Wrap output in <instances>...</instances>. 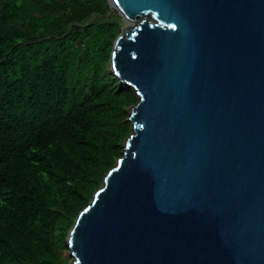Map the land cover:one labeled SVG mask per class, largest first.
Returning <instances> with one entry per match:
<instances>
[{
	"label": "water",
	"instance_id": "95a60500",
	"mask_svg": "<svg viewBox=\"0 0 264 264\" xmlns=\"http://www.w3.org/2000/svg\"><path fill=\"white\" fill-rule=\"evenodd\" d=\"M108 3L138 101L70 264H264V0Z\"/></svg>",
	"mask_w": 264,
	"mask_h": 264
},
{
	"label": "trees",
	"instance_id": "16d2710c",
	"mask_svg": "<svg viewBox=\"0 0 264 264\" xmlns=\"http://www.w3.org/2000/svg\"><path fill=\"white\" fill-rule=\"evenodd\" d=\"M108 0H0V264H70L67 235L122 156L134 89Z\"/></svg>",
	"mask_w": 264,
	"mask_h": 264
},
{
	"label": "rangeland",
	"instance_id": "374dc122",
	"mask_svg": "<svg viewBox=\"0 0 264 264\" xmlns=\"http://www.w3.org/2000/svg\"><path fill=\"white\" fill-rule=\"evenodd\" d=\"M123 24H124V22H123ZM123 24H122V25H123ZM110 70H111V68H110Z\"/></svg>",
	"mask_w": 264,
	"mask_h": 264
}]
</instances>
